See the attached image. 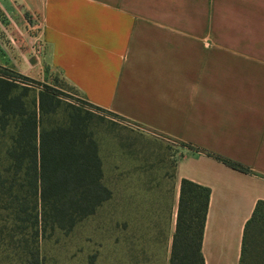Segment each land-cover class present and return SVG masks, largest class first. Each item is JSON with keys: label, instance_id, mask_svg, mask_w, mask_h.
Here are the masks:
<instances>
[{"label": "crops", "instance_id": "crops-1", "mask_svg": "<svg viewBox=\"0 0 264 264\" xmlns=\"http://www.w3.org/2000/svg\"><path fill=\"white\" fill-rule=\"evenodd\" d=\"M0 67L59 76L165 137L179 151L174 205L182 179L209 189L203 264L240 263L245 223L264 201V0H0Z\"/></svg>", "mask_w": 264, "mask_h": 264}, {"label": "trees", "instance_id": "trees-1", "mask_svg": "<svg viewBox=\"0 0 264 264\" xmlns=\"http://www.w3.org/2000/svg\"><path fill=\"white\" fill-rule=\"evenodd\" d=\"M0 72V209L5 212L3 221L10 223L9 236H17L26 253L40 263V240L55 231H71L111 192L102 181L98 142L90 126L94 113L62 100L53 86L42 84L30 94L31 87L5 76L38 80L1 67ZM60 105L65 119L58 123L52 117ZM214 157L248 171L239 163ZM208 201L207 187L181 180L168 264H203L201 240ZM239 264H264L263 200L255 203L245 223Z\"/></svg>", "mask_w": 264, "mask_h": 264}, {"label": "rangeland", "instance_id": "rangeland-1", "mask_svg": "<svg viewBox=\"0 0 264 264\" xmlns=\"http://www.w3.org/2000/svg\"><path fill=\"white\" fill-rule=\"evenodd\" d=\"M5 77L19 86L31 87L30 94L42 84L53 86L62 100L94 113L90 126L98 142L102 181L111 195L71 231H55L40 240V263L34 261L35 255L26 253L17 236H9L10 223L3 221L5 212L0 209V264H132L131 259L134 264H161L162 254L166 256L167 224L177 210V203L174 205L173 196L168 194L177 148L160 134L91 108L59 76L50 75L33 83ZM52 119L58 123L65 119L63 105ZM131 217L138 218L137 222L132 223ZM130 234L138 237L132 243L133 249L138 247L137 256L130 251Z\"/></svg>", "mask_w": 264, "mask_h": 264}]
</instances>
